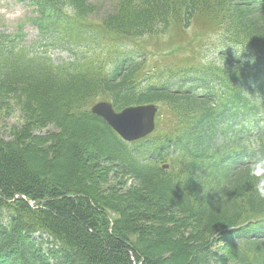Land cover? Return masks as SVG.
<instances>
[{"label":"trees","instance_id":"16d2710c","mask_svg":"<svg viewBox=\"0 0 264 264\" xmlns=\"http://www.w3.org/2000/svg\"><path fill=\"white\" fill-rule=\"evenodd\" d=\"M27 1L35 38L0 33V93L30 124L0 135V264H264L247 174L264 153V0ZM202 16L222 28L210 61L150 73L148 41ZM48 48L71 55L54 64ZM95 97L169 115L126 142L90 112Z\"/></svg>","mask_w":264,"mask_h":264},{"label":"rangeland","instance_id":"374dc122","mask_svg":"<svg viewBox=\"0 0 264 264\" xmlns=\"http://www.w3.org/2000/svg\"><path fill=\"white\" fill-rule=\"evenodd\" d=\"M101 10H109L112 0H92ZM110 5V6H109ZM101 15V13H97ZM32 15L31 7L18 0H0V28L7 31L15 29L18 23H23V30L27 38H33L36 30L26 21L27 17ZM99 17V16H97ZM217 24L213 25L212 20H205L197 17L194 22L184 31L174 28L163 37L154 38L148 41V51L150 57L154 59V69L163 68L169 61L183 62L184 60H205L213 49V42L216 36ZM143 41V40H141ZM180 47V50L172 53L174 48ZM182 49V50H181ZM171 63V62H170ZM27 107L25 103L17 100L12 94L0 93V135L6 137L8 130H19L20 126H29L30 124L23 118L22 113L26 114ZM29 120V119H28ZM31 121V120H30ZM33 123V122H31ZM34 124V123H33ZM35 128V129H32ZM31 133L44 134L47 130H57L58 126L49 123L44 129L32 127ZM20 131V130H19ZM43 145H46L44 142ZM44 147V146H43ZM43 149V148H42ZM39 146H38V149ZM36 150V151H37ZM48 160L55 158V153L50 149L42 150Z\"/></svg>","mask_w":264,"mask_h":264},{"label":"water","instance_id":"95a60500","mask_svg":"<svg viewBox=\"0 0 264 264\" xmlns=\"http://www.w3.org/2000/svg\"><path fill=\"white\" fill-rule=\"evenodd\" d=\"M92 111L101 115L114 130L126 139H134L146 135L154 126L155 107L152 105L129 106L114 112L111 105L99 102Z\"/></svg>","mask_w":264,"mask_h":264},{"label":"clouds","instance_id":"9594fccd","mask_svg":"<svg viewBox=\"0 0 264 264\" xmlns=\"http://www.w3.org/2000/svg\"><path fill=\"white\" fill-rule=\"evenodd\" d=\"M65 11L73 15L75 10L69 3H65ZM247 174L254 178L253 187L260 199H264V153L258 152L247 168Z\"/></svg>","mask_w":264,"mask_h":264}]
</instances>
